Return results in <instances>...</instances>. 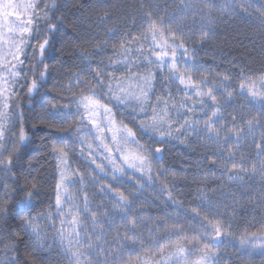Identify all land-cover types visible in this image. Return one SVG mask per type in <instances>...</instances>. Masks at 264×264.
I'll list each match as a JSON object with an SVG mask.
<instances>
[{"label": "trees", "instance_id": "1", "mask_svg": "<svg viewBox=\"0 0 264 264\" xmlns=\"http://www.w3.org/2000/svg\"><path fill=\"white\" fill-rule=\"evenodd\" d=\"M49 4L47 13L57 28L47 50L48 74L30 97L33 66L37 74L42 67L36 57L47 35L44 19L34 32L36 49L29 51L21 71L25 85L16 95L18 109L11 112L0 159V264H76L57 234L59 178L53 144L66 149L73 202L64 208L73 214L84 244L97 250L86 253L88 257L102 256L111 264L110 257L126 253L133 244L144 250L149 240L175 229L190 234L200 228L207 234L211 224L220 223L225 239L211 242L218 264H264V110L252 106L242 91L248 80L264 79V0H213L214 8L204 2L196 13L185 0ZM161 14L167 31L184 30L178 36L185 38L182 43L193 60L184 74L205 90L206 99L192 117L187 115L191 124L185 121L188 128L179 143L158 142L131 124L150 160L151 178L113 179L102 163L103 172L82 156L76 141L86 130L81 117L51 107H73L86 93L110 105L100 82L110 72L115 49L133 43L143 34L141 26L151 19L158 22ZM158 80L156 94L168 85L178 88ZM207 116L215 119L211 129H204ZM22 129L29 138L24 142L19 138ZM157 145L162 152L154 151ZM121 194L124 200L118 199ZM100 236L110 245H101ZM244 238L246 244L241 243Z\"/></svg>", "mask_w": 264, "mask_h": 264}, {"label": "rangeland", "instance_id": "2", "mask_svg": "<svg viewBox=\"0 0 264 264\" xmlns=\"http://www.w3.org/2000/svg\"><path fill=\"white\" fill-rule=\"evenodd\" d=\"M185 1L188 6H191V12L195 13L198 12V6L204 2L214 8L213 0ZM45 5L50 7L49 0H0V159L7 138L6 133L12 122L11 112L13 115V111L18 109L16 95L25 85L21 71L25 65V59L31 55L29 51L36 49L34 32L43 22V17L48 15ZM160 16L161 20L158 22L151 19L143 24L141 26L144 29L142 36L134 40L133 43L115 49L116 53L109 61L110 72L105 80L100 82L108 103L112 106L108 105L103 97L86 93L80 98L91 96L94 101L98 102L94 115L86 113L85 109L77 102L73 107H61L59 111H56V113L66 116L81 117V123L84 124L83 129L86 130L77 135L76 141L80 149L82 141L91 146V154L95 157V162L91 163L93 166L102 163L105 169L112 172V168L107 165L108 162L105 161L107 162L105 164L101 160L104 150L101 147L100 137H103V142L115 147L112 139L114 129L118 130V139L121 144L127 141L128 149L144 153L136 134L131 130V124H136L140 131L158 142H181L183 133L188 128L187 124H184L185 121L189 125L191 124L186 120L187 115L192 117L191 112L195 113L196 108H199L202 101L206 99L205 90L195 86L193 82L187 83L190 77L184 74V68L193 62L187 48L182 43L181 39L185 38L178 36L184 30L179 26V30L170 29L167 31L165 25L167 21L163 19V14ZM181 23L185 26L184 22ZM129 47L131 48L130 54H119ZM160 77L167 82H173L178 88L175 89L168 85L167 91L164 89L162 93L156 94L155 89ZM181 80L185 83H181ZM219 83L217 84L219 85ZM159 91H161L160 87ZM242 91L252 106L264 110V79L260 81L248 80L243 84ZM125 93L131 95L126 101L121 99L118 102L117 98ZM133 97L140 99L138 101ZM114 108L118 109V112H115ZM212 112L217 114L219 110L215 107ZM86 116L96 119L97 127L88 124ZM214 121V117L211 116L204 129H211ZM81 152L86 159L89 155L88 148L85 146ZM62 170L65 172L68 182L65 185L63 210L58 213L56 208L55 216L60 220L57 234L62 246L65 247L64 252L69 254L76 264H105L102 256L97 259L92 256L88 257L97 250L93 246L84 244V237L78 235L73 214L70 209L64 208V205L71 204L73 199L69 196L71 186L69 164L67 163ZM127 175L149 178L147 174L141 175L139 172L131 170L121 177ZM197 229L190 234L187 233V230L178 231L175 229L173 233L163 235L162 239L154 240L150 244L149 240L144 245L147 246L144 250L133 244L126 253H120L116 258L110 257L109 260H112L111 264H141L142 260L148 261L149 264H152V261L162 264L161 253L163 252L165 255L177 253L173 258L174 264L177 262L178 264H201V257L207 252L212 256V264H218L219 254L211 244L214 233L210 228H207V234H203L205 231L202 229ZM220 238L225 239V234ZM220 238L214 239V241L219 242ZM101 245L106 247L110 243L101 238ZM180 248L184 251L177 252ZM88 252L90 253L87 255Z\"/></svg>", "mask_w": 264, "mask_h": 264}, {"label": "snow or ice", "instance_id": "3", "mask_svg": "<svg viewBox=\"0 0 264 264\" xmlns=\"http://www.w3.org/2000/svg\"><path fill=\"white\" fill-rule=\"evenodd\" d=\"M54 7V3H53ZM51 7L48 5H45V11L50 13ZM48 22V28H47V35L45 38L40 41L39 48H38V56L36 57V62L39 65H42V67L39 68V72L37 74L36 66H33V78L29 81L28 87H27V94L34 98L37 89H38V83L46 79V76L48 74V65L46 63V57H47V50L50 48V36L53 32L56 31V24L51 22V16L45 15L43 17ZM131 52V48L124 49L120 55H128ZM193 81L191 78L188 79L187 83L191 84ZM181 83H185V81L181 80ZM71 85V81L69 82V86ZM94 94V93H93ZM131 95L130 93H125L117 98L118 102L119 100H127L128 96ZM139 101V97H133ZM213 100H215V97L213 96ZM79 106H82L85 109L86 113L95 114V109L97 107V101H94L91 96H85L80 98L77 101ZM60 106L53 105L51 107V111H59ZM22 115V114H21ZM88 124H91L93 127H97V120L96 119H90L88 116L85 117ZM20 141L24 142L25 140H28L29 138L26 135V132L22 129L19 135ZM113 143L116 145L115 147L111 146L108 143L103 142V137H100L101 140V147L103 148V154L101 155L102 161H107L109 167L112 168V178L116 179L117 176H123L128 171H136L139 172L141 175L147 174L149 178H151V166H150V160L148 156L140 151H132L126 147L127 141L124 142V144H121L118 139V130H113ZM81 149L83 150L85 146L88 148V153L86 159L89 163L95 162V157L92 156V149L91 146L86 145L84 141L81 142ZM52 153V157L58 161L57 163V169L59 171V179L57 180L55 191V205L57 208V212L60 213L63 210V202L64 197L66 194V183L68 182L65 176V172L62 170L65 165L69 162L67 160V154L66 149L57 147L55 144L50 149ZM156 153H160L163 151V148L159 145L154 149ZM119 161V162H118ZM11 163V161H9ZM97 169L101 172H103V165L97 164ZM83 179V177H81ZM36 185L33 184L32 191L28 193V198L30 199L32 195L35 192ZM119 200H124L125 197L123 194H121L118 197ZM34 219H39V217H36ZM30 223V222H29ZM210 230L214 233L213 238L218 239L222 235H224L222 225L220 223H213L210 225ZM33 231H35V227L33 228ZM242 244L247 243V238H244L241 240ZM184 250L182 248L178 249L177 252H183ZM163 257L162 264H174V257L177 255V253H168L165 255V253H161ZM141 264H149L148 261L142 260ZM152 264H161V262L152 261ZM178 264V262H177ZM201 264H212V256L209 253H204L201 257Z\"/></svg>", "mask_w": 264, "mask_h": 264}]
</instances>
